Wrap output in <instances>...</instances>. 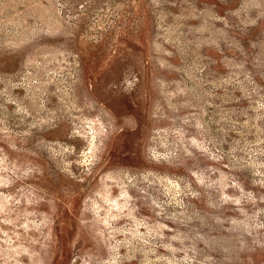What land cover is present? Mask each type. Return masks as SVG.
Listing matches in <instances>:
<instances>
[{"label": "rangeland", "instance_id": "rangeland-1", "mask_svg": "<svg viewBox=\"0 0 264 264\" xmlns=\"http://www.w3.org/2000/svg\"><path fill=\"white\" fill-rule=\"evenodd\" d=\"M0 264H264V0H0Z\"/></svg>", "mask_w": 264, "mask_h": 264}]
</instances>
